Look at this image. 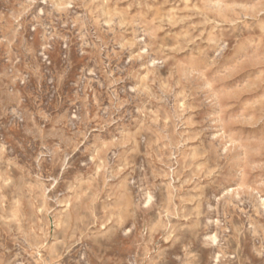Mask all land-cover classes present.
<instances>
[{
  "label": "rangeland",
  "instance_id": "374dc122",
  "mask_svg": "<svg viewBox=\"0 0 264 264\" xmlns=\"http://www.w3.org/2000/svg\"><path fill=\"white\" fill-rule=\"evenodd\" d=\"M0 264H264V0H0Z\"/></svg>",
  "mask_w": 264,
  "mask_h": 264
},
{
  "label": "bare ground",
  "instance_id": "6f19581e",
  "mask_svg": "<svg viewBox=\"0 0 264 264\" xmlns=\"http://www.w3.org/2000/svg\"><path fill=\"white\" fill-rule=\"evenodd\" d=\"M214 136V135H213ZM206 243V242H205ZM210 244V243H209Z\"/></svg>",
  "mask_w": 264,
  "mask_h": 264
}]
</instances>
